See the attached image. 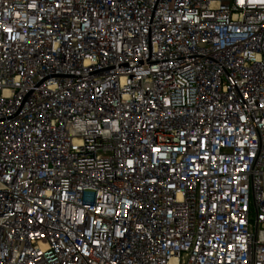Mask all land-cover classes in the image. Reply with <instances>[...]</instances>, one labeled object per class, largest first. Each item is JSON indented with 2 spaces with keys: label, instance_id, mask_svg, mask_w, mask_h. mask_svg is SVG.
<instances>
[{
  "label": "built area",
  "instance_id": "2783aa9c",
  "mask_svg": "<svg viewBox=\"0 0 264 264\" xmlns=\"http://www.w3.org/2000/svg\"><path fill=\"white\" fill-rule=\"evenodd\" d=\"M0 264H264V0H0Z\"/></svg>",
  "mask_w": 264,
  "mask_h": 264
},
{
  "label": "snow or ice",
  "instance_id": "6c2138e0",
  "mask_svg": "<svg viewBox=\"0 0 264 264\" xmlns=\"http://www.w3.org/2000/svg\"><path fill=\"white\" fill-rule=\"evenodd\" d=\"M241 2H243V0H241Z\"/></svg>",
  "mask_w": 264,
  "mask_h": 264
}]
</instances>
